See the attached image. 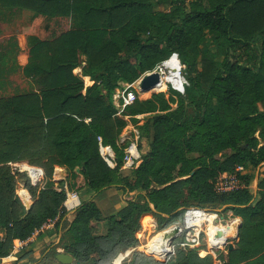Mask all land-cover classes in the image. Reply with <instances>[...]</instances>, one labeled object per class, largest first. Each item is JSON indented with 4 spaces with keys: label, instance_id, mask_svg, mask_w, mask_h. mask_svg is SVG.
Here are the masks:
<instances>
[{
    "label": "trees",
    "instance_id": "trees-1",
    "mask_svg": "<svg viewBox=\"0 0 264 264\" xmlns=\"http://www.w3.org/2000/svg\"><path fill=\"white\" fill-rule=\"evenodd\" d=\"M2 8L70 17L73 26L44 40L30 38L22 73L36 90L0 97V262L28 257L31 250L11 254L14 240L27 241L54 220V230L61 228L56 248L79 264H110L138 244L135 233L146 217H156L161 227L194 204L226 205L242 218L224 264H264V0H0ZM204 40L203 50L214 45L216 52L206 53L197 73L190 48ZM249 49L251 58L244 54ZM16 51L13 39L0 47V78L20 69ZM172 52L192 83L185 89L189 104L168 110V101L156 94L128 106L132 115L162 113L139 126L141 158L122 173L116 140L126 122L114 116L112 94ZM82 61V75L93 80L86 88L73 72ZM187 80L182 76L178 88ZM99 136L115 150L113 167L99 153ZM12 161L42 167L44 187L32 185L23 171L12 173ZM238 165L258 169L256 189L247 181L217 191L216 178ZM57 167L66 169L69 189L79 168L93 197L112 187L136 194L114 214L104 213L93 197L82 198L62 227L66 194L54 188ZM21 185L32 200L28 208L17 194ZM20 194L27 197L23 189ZM178 251L166 264H211V256H200L196 248ZM128 264L164 263L135 250Z\"/></svg>",
    "mask_w": 264,
    "mask_h": 264
},
{
    "label": "built area",
    "instance_id": "built-area-1",
    "mask_svg": "<svg viewBox=\"0 0 264 264\" xmlns=\"http://www.w3.org/2000/svg\"><path fill=\"white\" fill-rule=\"evenodd\" d=\"M171 54H176L177 52H172ZM158 64V63H157ZM157 64L151 70H147L146 72L153 71L157 68ZM144 72L143 74H145ZM138 80V78L136 79ZM135 81L131 83L123 82L119 87L115 89L112 94V103L115 108L114 116L123 117L125 110L128 106H130L137 98V86L135 85ZM168 88H171L177 92H184L185 86L179 90L174 87L170 82H167ZM167 88V89H168ZM131 130H125L124 128L120 132L116 145L122 152V170H132L134 169L141 158V153L139 151V138L140 132L139 129L135 126H131ZM99 140V153L102 158L106 161L109 166L115 165V150L111 145H106L102 143L101 136L98 137ZM11 168V172H19L23 171L26 173L30 183L32 185H39L40 187H44L46 182L45 172L42 167L37 165H32L27 161H12L8 163ZM245 171L243 165H238L235 169V174ZM67 172L63 167L55 168L52 174V180L55 182L54 188L57 190L63 189L65 191L66 197L63 202L66 211L73 212L80 205L81 201L76 192L73 189H69L66 181ZM234 177L233 173L223 172L215 182V186H218L219 191H226L228 188V184L223 182L228 178ZM234 181L232 178L229 182ZM63 182V186H59L58 183ZM19 189H24L27 193V197L19 194V190L17 189V194L24 205H26V200L31 204L32 200L28 193V191L20 186ZM26 197V198H24ZM200 211L202 214L199 216H195L194 212ZM209 211L207 208H200L197 206H190L186 209L184 214V224H173L171 226L179 225L180 232L176 234H171L168 238L167 243L161 238L158 240L147 241L145 244L152 243V254L154 257H162L165 259L163 261L164 264L173 260L180 249H189L196 248L199 255H210L211 256V264H224L225 260L221 255V251H226V248L230 242H234L235 239L233 236L235 235V231L232 235H220L216 234L214 220L210 219V217H206L205 214ZM239 219V218H238ZM216 224H226L228 221H225L222 217L216 213ZM168 227V228H169ZM206 245V246H205ZM134 247H131L133 249ZM127 250V249H126ZM220 250V251H218ZM143 251V250H142ZM165 253L163 254V252ZM120 251L114 259L121 253ZM129 253V252H128ZM127 255L120 260L119 264H123V261L128 257ZM148 253V252H147ZM112 260V264L114 262Z\"/></svg>",
    "mask_w": 264,
    "mask_h": 264
},
{
    "label": "rangeland",
    "instance_id": "rangeland-1",
    "mask_svg": "<svg viewBox=\"0 0 264 264\" xmlns=\"http://www.w3.org/2000/svg\"><path fill=\"white\" fill-rule=\"evenodd\" d=\"M163 7H164V5L156 6V8H158V9H162ZM30 14L31 13L28 12L27 9H25V10L21 11V13H20V15H18V17H15V16L12 17V15L6 17L9 21H11V20L13 21L12 24L4 23L3 21L5 19H2L0 17V47L7 43L6 42L7 41V39H6L7 37L6 36L11 31H16L17 30V31L25 33V34L27 33V27H28V30H29V26L28 25L31 24ZM206 35L210 36L211 34L207 33ZM211 36H213V34ZM20 41H22V44L24 43L23 37H21ZM206 42H208V41L204 40L198 46H195V47L193 46V47L190 48V51L193 53V55L195 57V70H196L197 73L200 71V60L207 56L206 53L209 54L210 52H216V47L214 45H211L209 47V50L205 52L203 50V47L205 46ZM248 52H249V55H250L249 57L250 58L253 57L254 49L246 50L244 52V54L246 55ZM173 55H176V54H173ZM26 58L28 59V57L26 55L19 54L18 55V62L25 63L26 62ZM220 58L221 57H219V59ZM182 65H183V68H184V70L182 71V76H184V77H186L188 79L187 80L188 81V85L185 86L184 92H177V91H175V90H173L171 88H168L167 83H164L161 87H159V88H163V91L151 90L152 92L149 91L148 95L142 94L140 91H137V96H138L137 100L141 102V101H144V100H146L148 98H152L156 94H162L164 96V98L168 101V104H169L168 110H175L181 104L182 105H186V104L188 105L189 104V99L187 98V95H186L187 93H186L185 89L187 87L190 88L192 86V83H191V81L189 79V75H187V72L185 70V65L183 63H182ZM193 77L194 78L196 77V73L193 74L192 78ZM173 86L178 87L179 85H177V86L173 85ZM178 89L181 90L180 88H178ZM29 90H31L30 81L25 76H23L21 69H16V71H12V73L9 74L7 77L0 79V97L1 96H11V95L19 94V93H22V92H25V91H29ZM214 103H215V101H214ZM132 105H135V103L134 104L132 103ZM136 106H137V104H136ZM187 108H188L189 112H192V109L190 107H187ZM125 113L126 114H124L121 119L125 120V122H126V125L124 126V129L129 131V130H131L130 129L131 128V124L134 125L135 127L139 128V126H141L148 117H150V116H152V115H154L156 113H162V111L156 110V111H153V112H144V113H137V114L132 115V114H130L131 113V107L130 108L128 107ZM257 170L258 169L255 168V169H251L250 172H249V169H248L246 171H243V172L237 173V174H235L233 172L234 177H232V178L234 179V181L229 182L232 178H228V179L224 180L223 182H225V184H228V187H230V189H232L234 187H239V186L242 187L245 184H247V181H248V185L250 186V188L255 190L256 189L255 183H256V180H257V176H258V171ZM120 172L129 173L128 170H122V169L120 170ZM244 174H246L247 176L244 175ZM74 189L78 191L79 197L81 199L82 198L83 199H90L91 197H93L92 196V191L89 190L86 186L79 185L78 187H74ZM230 189L228 188L226 191H228ZM18 190H19V194H20L21 189L18 188ZM116 190H121V189H117V188L112 187L111 190H110L111 194L109 193V195H108V194L104 193V195L102 194L103 196L97 195L96 197H93L94 200L96 201L97 205L106 214L108 212L112 211V209L114 208V203H112L111 198L113 200L117 199V195L113 196V194H112ZM216 190L219 191L218 186L216 187ZM221 192H223V191H221ZM123 193H125V195L121 194L119 199L123 201L120 204L121 205L123 204V206H125L127 204V199H129V198L133 199L135 194H136V192H131V193L123 192ZM190 206H197V205L192 204V205L186 206L183 209V212H182L180 218H178L176 220H173L172 222H169V223H167V224H165V225H163L161 227L157 223V218L152 216V215H150L148 218L146 217L147 219L144 220L143 225H142V222H140V227L137 230V232L135 233L136 237L138 238V244L136 246H133L134 247L133 249L130 248V249L127 250V251L130 250V251L128 253V257H126V259L123 261V264H128L129 260L132 257V252L135 251V250H138V251H140V252H142L144 254H147V255L151 256L154 259L161 260L163 262L165 259H163L160 256L154 257L152 254L147 253L145 251H142L140 246H141V244L146 243L147 241L158 240V238L156 237L157 233L158 232L161 233L162 231H165V229L168 228L170 225H173V224H184V214H185L186 209L188 207H190ZM197 207H200V206H197ZM200 208H207L211 212L218 213L219 216L222 217L225 221L229 220V217H230L231 213H232V215L237 216V215L234 214V212L231 209H228L226 207V205H216L213 208H209V207H200ZM114 210H116V209L114 208ZM74 212L75 211H73V212L66 211L67 214H65V216H64V219H66V221H65V223L63 224L62 227H67V222H70L72 220V219L68 220L67 218L68 217L73 218ZM152 217H154L156 222H152L151 221ZM237 217L241 220V225H242V218L240 216H237ZM147 223H149V224H147ZM48 224L51 225V227H49V234L50 235H52V233H56L57 234L59 232L61 234V228H59V230L57 232L54 230V220L48 221V223L44 224L43 227L47 226ZM150 225H154L156 227V230H152L150 228L143 230V227H145V226L150 227ZM0 236H1V233H0ZM51 239H53V240H51ZM54 240H56V236H52L49 241L47 240L43 244V247L41 248L40 253L38 255V259L39 260H41V259L43 260L44 259L45 260L44 263H46V264H59V263H57L56 258L53 259L54 252L55 251L56 252H63L64 251L62 248H61V250H57L56 245L59 243V241L57 243H55ZM236 240L233 242L234 244H236ZM17 244H18V242L14 241V246L17 245ZM25 250H29V249H21L20 252H18L16 255L21 254ZM122 251H125V250H122ZM218 251H220V250H218ZM226 251H227V248H226ZM126 252H123L121 254H126ZM221 252H222L221 253L222 257H224V255H226V254L224 253V251H221ZM178 254H179V251L177 252L176 256H178ZM7 260H12V261L11 262L9 261L10 263H6V264H31V259H29L28 257H25V258H22V259H19V260L16 259V258L5 259L4 261L2 260L0 262V264H2V262H8ZM76 262L77 261L74 260L72 263H69V264H76ZM110 264H112V262Z\"/></svg>",
    "mask_w": 264,
    "mask_h": 264
},
{
    "label": "crops",
    "instance_id": "crops-1",
    "mask_svg": "<svg viewBox=\"0 0 264 264\" xmlns=\"http://www.w3.org/2000/svg\"><path fill=\"white\" fill-rule=\"evenodd\" d=\"M23 10H25V9H18V8H7V9H4V8H2L0 10L1 11L0 12V17L2 19H5L3 21L4 23L12 24L13 21L12 20L9 21L6 17L11 16V15H12V17H14V16L18 17V15H20L21 11H23ZM27 11L31 13L30 14L31 24L28 25L29 26V30H28V27H27V33L25 34V33H22V32H19V31L16 30V31H11L6 36L7 40L13 39L15 44H16L17 51H16V55H15V60H16V63L18 64V66H19V68L21 70L27 64L28 59L26 58V62L25 63L18 62V55L19 54H24V55H26L29 58V47H30L29 39L30 38H38L40 40H44L46 38L51 37L52 35H57V34H59L62 31H66V30L70 29L73 26V21L70 19V17H68V18H66V17L47 18L44 15H40V14L35 13L34 11H30V10H27ZM21 37H23V41H24L23 44H22V41H20ZM84 58L85 57L81 55V59H84ZM84 63L85 62L82 61V64L80 66L76 67L73 70V72L75 74L79 75L83 79L84 86L86 88L87 86H89V85H91L93 83V80L88 75H82V66L84 65ZM23 76H25V75L23 74ZM25 77L30 81L31 90H36V86H35L32 78L27 77V76H25ZM84 91H85V89H83V92ZM131 126H134V125L131 124ZM74 181H75V187H78L79 185L85 186L84 177H83L82 174L78 173V175H77V177H76V179ZM255 185H256V183H255ZM73 190H75V189H73ZM110 190H111V188H108L104 192H102L100 195L103 196L104 193L109 195ZM75 191L78 192L77 190H75ZM112 194H113V196L117 195V199L113 200L111 198L112 203H114V208L116 210H114V208H113L112 211L108 212L107 214H114V213H116L117 210H119L121 207H123V204L122 205L120 204L123 201L120 200L119 197L121 196V194L125 195V193H123L122 190H116ZM67 219L71 220L72 218L68 217ZM49 227H51L50 224H48L45 227H42L40 230L36 231L27 241H21L19 239H15L14 241H17L18 244L13 247V250H12L11 254L15 255L18 252H20L21 249H29V250H31V253L28 256V258L31 259V264L35 263V261L36 262L39 261L38 255L40 253L41 248L43 247V244L47 240L49 241L52 236H56V240H54L55 243H57L59 241L60 232L57 233V234L56 233H52V235H50L49 234ZM51 240H53V239H51ZM235 246H236V244H234L233 248ZM57 250H61V247H57ZM128 252L129 251H127L126 254H123V255L124 256L127 255ZM224 253L226 255H224L223 258L226 259L228 250L225 251ZM200 256H202V255H200ZM13 258H16V257H9V258H5V259H13ZM5 259H3V261ZM7 261L8 262H2V264L10 263L12 260H7ZM57 263H59V262L57 261ZM241 264H246V262H243Z\"/></svg>",
    "mask_w": 264,
    "mask_h": 264
},
{
    "label": "bare ground",
    "instance_id": "bare-ground-1",
    "mask_svg": "<svg viewBox=\"0 0 264 264\" xmlns=\"http://www.w3.org/2000/svg\"><path fill=\"white\" fill-rule=\"evenodd\" d=\"M182 63L183 62H181L180 58L176 55H173V54L162 59L160 62H158L157 68L155 70L150 71V72H146L145 74H142L138 78V80H136L135 85L137 86L138 91H140L142 94L146 95V94H148L149 91L155 90L167 82H170L172 85H176V86L179 85L180 86L182 83V71L184 70ZM144 75L150 76L151 78L154 77L153 78L154 81H152L149 86L142 84L144 82L143 81ZM176 88H178V87H176ZM199 214H202V213L200 211L194 212L195 216H199ZM205 216L206 217L208 216V217H210V219H213V220L215 219L214 224H213V226H215V230L221 231L222 234L225 236L232 235L234 233V231L236 230L238 224H239V219L236 217H231V216L229 217V220L226 224H220V225L216 224L217 223L216 213L211 212V211H207ZM146 219H144V220H146ZM151 221L156 222L154 217H152ZM147 224H149V223H147ZM148 228H150L152 230H156V227L154 225H150V227L145 226V227H143V230L148 229ZM178 232H180L179 225L171 226L169 228H166L165 231H162L161 233L158 232L156 237L161 238L162 241L164 240L167 243L168 238L171 236V234L174 235ZM152 246H153L152 243H149V244L143 243V244H141L140 248H141V250L150 253L152 251ZM123 256H124L123 254H119L114 259L113 264H119L120 260L123 258Z\"/></svg>",
    "mask_w": 264,
    "mask_h": 264
},
{
    "label": "water",
    "instance_id": "water-1",
    "mask_svg": "<svg viewBox=\"0 0 264 264\" xmlns=\"http://www.w3.org/2000/svg\"><path fill=\"white\" fill-rule=\"evenodd\" d=\"M153 78H151L150 76L144 75V77H143V81L144 82L142 84H145V85H148L149 86L151 84V82L154 81ZM76 172L79 173L80 172V169L79 168H76ZM25 206H26V208H28L30 206L28 200H26V205ZM240 226H241V220L239 219V224H238V226H237V228L235 230V235L233 236V238L235 240L238 238V232H239ZM216 234L218 236L223 235L221 231H216ZM233 246H234L233 242H230L228 244V246H227V250L228 251L231 250L233 248ZM55 258L61 264H69V263H72L74 261V258L72 257V255L69 254V253H66V252H57L55 254ZM76 264H79V262H76Z\"/></svg>",
    "mask_w": 264,
    "mask_h": 264
}]
</instances>
